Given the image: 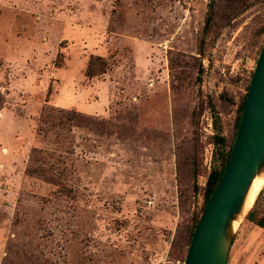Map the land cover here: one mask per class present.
Here are the masks:
<instances>
[{
	"label": "rangeland",
	"instance_id": "rangeland-1",
	"mask_svg": "<svg viewBox=\"0 0 264 264\" xmlns=\"http://www.w3.org/2000/svg\"><path fill=\"white\" fill-rule=\"evenodd\" d=\"M263 45L264 0H0V264H184ZM249 213L228 264H264Z\"/></svg>",
	"mask_w": 264,
	"mask_h": 264
},
{
	"label": "water",
	"instance_id": "water-1",
	"mask_svg": "<svg viewBox=\"0 0 264 264\" xmlns=\"http://www.w3.org/2000/svg\"><path fill=\"white\" fill-rule=\"evenodd\" d=\"M263 173L264 45L255 67L231 158L201 213L184 264H228L235 237V222L243 215L254 180Z\"/></svg>",
	"mask_w": 264,
	"mask_h": 264
},
{
	"label": "trees",
	"instance_id": "trees-1",
	"mask_svg": "<svg viewBox=\"0 0 264 264\" xmlns=\"http://www.w3.org/2000/svg\"><path fill=\"white\" fill-rule=\"evenodd\" d=\"M211 19H212V17L208 18L207 26L210 24ZM201 53H203L202 50H201ZM100 65H101V67H97ZM104 66H105V64L101 58H98V57L93 58L90 62V65H89V68L87 71V76L88 77H94V76L98 75L99 73H103L105 71ZM98 68H100V69H98ZM200 72H201V74L203 73L202 69L200 70ZM253 75H254V73L252 74V78H253ZM251 81H252V79H251ZM250 85H251V82H250ZM250 85L248 87L247 94L245 95V97H244V99L240 105L239 116H238V119L236 122V130H235L234 138H233V141L230 145V148H229L227 153H223V152L220 153V156L222 158L221 159L222 160L221 166L219 169L215 168L208 177L206 191H205V200H204V205H203L202 211L204 210L205 206L207 205L212 193L214 192V190L218 186V184H219V182H220V180L224 174V171L228 165V162L231 158L234 141H235V138L237 135L239 125H240V121H241L242 113L244 110L245 102H246V99L248 97V93L250 90ZM56 113L57 114H55V115L57 116V118H55V116H54L51 119V121L53 122V124L51 126V131L53 130V132H55L56 130H59L61 128H65L66 126L72 127L73 125H71V124L74 123L75 121H77L78 116H79L78 113L75 111H68V112L57 111ZM50 116H52V114H50ZM214 141L217 145H220V144H223L225 142V139L223 137H220L219 135H216L214 137ZM43 153H44L43 151H39V152L37 150L33 151L31 163L37 164L38 163V158H37L38 154H43ZM28 173H29V175L35 174V173H33V170H31V169H28ZM257 201H256L254 206L257 205ZM200 216H201V214L199 216H197L195 219H192V222L190 224H188L187 226H185L183 228V231L179 229V233L176 235V237L173 241V244H172L173 249H172L171 254L178 253L181 250H183L184 248H186V251L188 254L189 246L191 244L192 237H193L195 228L198 224ZM249 219L255 225H257L258 227H260L261 229L264 230V215L258 218L256 216L255 210H253L249 213ZM187 254H186V258H187Z\"/></svg>",
	"mask_w": 264,
	"mask_h": 264
},
{
	"label": "bare ground",
	"instance_id": "bare-ground-1",
	"mask_svg": "<svg viewBox=\"0 0 264 264\" xmlns=\"http://www.w3.org/2000/svg\"><path fill=\"white\" fill-rule=\"evenodd\" d=\"M264 190V176H258L250 189V192L248 194L247 200H246V204H245V208L243 211V215L239 218V221L235 222V229H237V226L240 225L243 217L251 210L254 208V205L258 199V197L260 196L261 192Z\"/></svg>",
	"mask_w": 264,
	"mask_h": 264
}]
</instances>
